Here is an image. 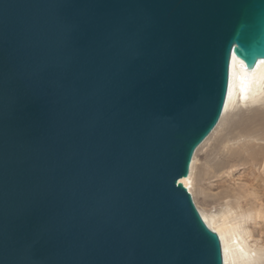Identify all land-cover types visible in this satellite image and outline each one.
I'll return each instance as SVG.
<instances>
[{"label":"water","instance_id":"95a60500","mask_svg":"<svg viewBox=\"0 0 264 264\" xmlns=\"http://www.w3.org/2000/svg\"><path fill=\"white\" fill-rule=\"evenodd\" d=\"M264 0H0V264H224L181 182Z\"/></svg>","mask_w":264,"mask_h":264},{"label":"rangeland","instance_id":"374dc122","mask_svg":"<svg viewBox=\"0 0 264 264\" xmlns=\"http://www.w3.org/2000/svg\"><path fill=\"white\" fill-rule=\"evenodd\" d=\"M208 138L195 160L196 206L219 209L226 195L234 201L238 193H251L247 200L264 210V173L251 159L264 149V105L239 107ZM257 223L251 229L264 243V221Z\"/></svg>","mask_w":264,"mask_h":264},{"label":"bare ground","instance_id":"6f19581e","mask_svg":"<svg viewBox=\"0 0 264 264\" xmlns=\"http://www.w3.org/2000/svg\"><path fill=\"white\" fill-rule=\"evenodd\" d=\"M254 105H264V61H260L253 71H248L245 64L233 56L229 94L219 124L239 107ZM197 152L193 157L189 176L181 179L192 194L194 201L197 195L195 178ZM251 159L253 164L262 169L264 173V149L251 156ZM250 195L252 194L238 193L234 201L229 200L230 196L226 195L224 199L227 200L221 201L219 209L215 206L210 209L197 207L209 228L217 232L221 238L224 264H264V243L258 241L251 229L252 223L257 225L258 220L264 221V210L261 209V205L257 208L251 203L253 200H247Z\"/></svg>","mask_w":264,"mask_h":264}]
</instances>
